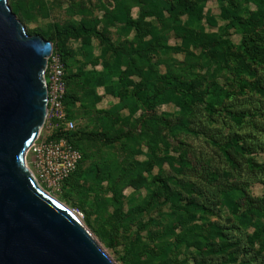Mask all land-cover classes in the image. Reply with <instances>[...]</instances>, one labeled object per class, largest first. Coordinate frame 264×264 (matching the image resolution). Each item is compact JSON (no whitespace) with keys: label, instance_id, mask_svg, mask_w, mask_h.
<instances>
[{"label":"trees","instance_id":"1","mask_svg":"<svg viewBox=\"0 0 264 264\" xmlns=\"http://www.w3.org/2000/svg\"><path fill=\"white\" fill-rule=\"evenodd\" d=\"M220 1L227 3L228 7L223 9V13L226 19H229V24L243 31L235 41H229L225 34L209 39L202 32H198L201 29L202 21L201 3L198 0H143L142 3L153 11L161 8L169 13L165 21L175 34L184 39L185 48L182 49L187 50L189 56L193 55L189 46L198 47L207 60L223 67L230 74H234L235 81L246 88L243 92L241 90L243 95L253 92L250 96L255 94L260 98L261 96L264 97L263 81L254 79L259 67L264 65V0H257L258 11H249L247 17L238 9L237 0ZM22 3L24 2L17 0L13 4V10L16 13L25 11V6ZM27 6L31 12L33 7L36 8V2L30 1ZM39 8L40 6L37 7V9ZM131 13V9L127 8L117 16V19L126 23L129 28H135L141 41L143 35L153 33L151 32V25L145 22L141 33L140 24L142 20L133 19ZM30 33L36 34V32ZM90 35H95L104 42L109 41L96 25L88 26L85 21L78 24L68 22L61 28L56 27L54 34H43L47 40L53 42L55 52L62 57L65 63L66 94L64 105L69 119L74 120L72 106L77 101L82 100L83 95H86L90 100L92 98L98 99L95 93V88L98 86H103L107 94L119 98L118 104L110 108L108 112L105 111L104 117H101L103 123L99 124V127H102L100 133L103 134H96V136L103 135L111 143L123 138L127 140L133 138L134 140L133 144L128 143L125 148L117 153L115 158L120 166L119 172L114 178H108L116 197L120 195L121 185L126 181H129V185L134 187L147 182L140 172L142 170L150 171L151 163L159 158L157 150L160 145V137H163L161 134L162 124L173 134L184 129L195 135L206 137L220 148L225 162L232 170L244 172L247 175L249 173L255 174L258 181L264 184V161H257L254 152L258 150L264 153V144L259 143L256 138L242 135L239 132H231L226 135L223 130L214 131L215 127L212 126L216 122H221L222 128H228V115L236 123L242 125L248 118L253 120L259 114L264 115L261 106L258 109L255 108V112H253L247 104L242 107L228 104L220 83H217L212 89L210 86L203 88L204 75L194 71L190 72L184 67L181 68L184 78H182V74L175 76L169 71L160 73L159 67L154 68V64L156 67L157 63H154L153 57L158 54V49L161 47L159 39L162 40V37L155 33H153L154 38L143 42V47L128 49V54L120 53L117 46L110 44L112 50L117 52L112 61L110 59L101 60L93 54H86V60L80 64H77L76 58L68 61V58L75 56L73 51L67 47L68 40L88 39ZM126 56L130 58V63L127 68H124ZM88 64L91 65V68L84 69ZM98 65H102V70H98ZM190 65L194 67L196 64L190 62ZM73 66L77 67L76 72L72 71ZM132 76H137L138 80L127 83ZM244 76L253 79L241 80ZM88 88L89 91L85 92ZM170 102H176L183 109L188 107L189 111H193L195 118L192 121L193 124H189L181 118L173 121L168 113L158 116L154 112L158 105ZM141 109L147 111L143 114L144 119L141 128L143 136L147 138L149 148V151L146 152L147 158L143 161H139L135 157L138 151L135 149L138 141L133 134L138 130L125 131L124 126L121 125L124 121L128 122L131 119L133 121V118L138 117L137 114ZM124 111H127V114ZM149 111H153L155 114L151 115ZM202 111L208 114L207 120H203L201 115L199 118L196 117V113ZM216 113L223 115L224 119H218ZM106 117L108 118L107 121ZM151 120L154 124L151 123ZM149 121L150 124H148ZM190 125H194V127L190 128ZM109 128L113 129L114 137H107L106 130ZM93 136V133L85 130L56 129L53 137L67 138L69 143L82 153V160L77 169L64 180L62 188L64 186L69 187V191L74 192L84 190V186L81 184L83 176L79 171L83 169V161L89 155L85 142L93 140ZM170 156L167 155V157ZM172 157V160H175V157ZM179 157L182 162L188 160V164L195 160L189 159L187 150L182 148L179 151ZM83 171L92 174L88 168ZM99 171L97 167L96 172ZM230 173L237 178L233 181L227 180L226 182L230 185L223 190L219 187L218 190H206L204 188L193 189L189 186L190 191L183 195V192L173 190L169 185H164L160 193L168 196L174 203H177L178 200L185 201L184 206L179 207L176 227L199 230L192 232L193 239L180 236L176 238L173 245L162 248L146 247L141 255L153 258L158 264H186L185 260L177 257L180 248L185 246L190 250L192 264H220L214 261L215 258L224 261L241 258L245 264H255L256 262L264 264V194L252 198L247 190L249 182H245L241 176L233 172ZM100 188L104 189V187ZM219 203L227 207L231 216L225 222L221 220L217 223L208 221L210 215H216ZM125 220L126 214L123 212V206L117 207L113 215L112 226L99 230L100 236L106 237L107 245L114 247L117 244ZM199 220L208 221V225L196 224ZM243 233L246 234V238H243Z\"/></svg>","mask_w":264,"mask_h":264},{"label":"rangeland","instance_id":"2","mask_svg":"<svg viewBox=\"0 0 264 264\" xmlns=\"http://www.w3.org/2000/svg\"><path fill=\"white\" fill-rule=\"evenodd\" d=\"M17 0H8L13 10V4ZM22 1L25 6V11L16 13L18 18L25 24L28 32H36L44 39V33L54 34L56 27H63L66 23L78 24L85 21L88 26L96 25L97 28L104 34L109 41L104 42L95 35H90L88 39H69L67 47L73 51L74 55L68 58H76L77 64L86 60V54H93L101 60H113L116 51L112 50L110 44L117 46L120 53L128 54V49L141 48L144 46L143 42L150 41L153 33L162 37L160 40L161 47L158 49L157 56L153 57L156 67H159V72L173 73L175 76L184 74L182 67L204 75L203 88L210 86L211 89L217 83L224 89L226 100L232 106L242 107L247 106L255 112L261 106L264 110V97L256 96L255 94H242L241 90L246 88L241 86V83L235 81L234 74H230L223 67L212 63L202 55V51L197 47L189 46L192 51V56H189L185 48L184 39L179 37L169 24L165 21L169 16L167 11L161 8L151 10L143 5V0H18ZM36 2V8H32L31 12L28 10L27 4L29 2ZM201 3L202 32L209 39L216 38L221 34L228 36V40H237L243 33L241 29L229 24V19H226L223 9L228 7L226 2L220 0H198ZM238 9L247 17L249 11H258L259 5L257 0H237ZM264 4V3H263ZM37 9V7H39ZM131 9V17L133 19H140V32L142 33L143 24L150 23L151 32L148 35H143V40L140 41L138 31L135 28H129L126 23L117 19V16L127 9ZM153 13V14H151ZM261 27V26H260ZM259 27V28H260ZM29 32V33H30ZM242 32V33H241ZM31 34V33H30ZM88 41V42H87ZM88 46V47H87ZM236 51V50H235ZM89 52V53H88ZM189 57V58H188ZM190 59L189 61H187ZM152 61V60H151ZM195 63L193 67L190 65ZM130 63V58L125 57L124 68H127ZM74 67V66H73ZM91 68L88 64L84 69ZM98 70H102V65L97 66ZM72 71L76 72L77 67ZM192 77V76H190ZM251 77H242L241 80L250 79ZM253 79V78H251ZM254 79H259L264 83V65L259 67L257 76ZM138 80L137 76H132L127 83H132ZM89 91V88L85 92ZM245 92V91H244ZM97 98H87L83 95V99L77 101L72 106V116L76 123L74 131L85 130L93 133V140L85 142L88 156L83 161L84 167L82 173L81 184L84 190L74 192L69 191V187H61L60 190L51 192L47 190L52 196L64 202L72 210L75 211L78 217L86 224V226L94 233V235L101 242L107 253L116 261L117 264H158L153 258L141 255L146 247H165L173 245L177 237L184 236L193 239L192 232L199 229L176 227L177 213L179 207H183L184 200H178L177 203L172 202L168 196L160 193L164 185H169L173 190L183 192V195L188 194L190 187L193 189L204 188L206 190H221L225 189L235 178L230 172L241 176L245 182L248 183L249 196L252 198L260 197L264 194V184L258 181L255 174L238 172L232 170L220 151V148L212 143L209 139L202 135H195L189 130H178L175 134L169 132L164 125H161L162 135L160 137V145L157 153L159 158L151 163L150 171L142 170L140 173L147 182L139 185H129V181L121 185L120 195L116 197L110 187L108 178H114L119 172V164L115 156L127 144H133L134 140L123 138L120 141L111 143L103 135L96 136L97 133L102 132V127H99L103 121L101 117L108 112L110 108L118 104L119 98L107 94L106 89L102 87L95 88ZM249 97V98H247ZM100 98V100H99ZM94 101V102H93ZM260 102V103H259ZM147 111L141 109L137 114L138 117L122 122L124 130L136 129L138 132L134 133L138 145L135 148L137 151L136 159L143 161L147 158L146 152L149 151L147 146V138L143 136L142 120L143 114ZM158 116L160 114L168 113L173 121L181 118L189 124L192 121L194 112L189 111L188 107L183 109L180 104L170 102L168 104L158 105L157 110L154 111ZM149 111V114H155ZM191 112V113H190ZM127 114V111H124ZM190 113V114H189ZM201 115L203 120L208 119V114L205 111L196 113V117ZM218 119H224L223 115H218ZM139 118V119H138ZM227 118V117H226ZM248 118L242 125L236 123L229 115L227 118L229 127L222 128L221 122H216L214 131L223 130L226 135L231 132H239L242 135H249L252 138L259 140V143L264 144V115H258L253 120ZM108 118L106 117V121ZM153 121L151 120V123ZM150 124V121L148 122ZM154 124V122H153ZM194 125H190L193 128ZM107 137H114L113 129L109 128ZM223 132V133H224ZM214 133V132H212ZM103 134V133H100ZM162 142V143H161ZM187 150L188 158L195 159L188 164V160L182 162L179 157L180 149ZM143 152V153H142ZM257 161H264L263 151H254ZM171 155L167 157V155ZM172 156L175 160H172ZM32 154L31 150L26 155V161L30 168ZM95 167V168H94ZM99 172H96V168ZM89 169L92 174L84 173L83 170ZM213 172V173H212ZM95 173V174H94ZM97 173V174H96ZM230 173V174H229ZM190 186V187H189ZM100 187H104L101 189ZM221 197V195H220ZM83 199H85L83 201ZM82 206V207H81ZM123 206V212L126 214L121 229V236L114 247L107 245L106 237L100 236L99 230L102 228H110L112 226L113 215L117 207ZM89 214V217L87 215ZM231 213L227 207L219 203L216 215H210L208 221L211 222H225ZM264 219V217H263ZM208 221L199 220L196 224L208 225ZM202 233V231L200 230ZM246 234L243 233V238ZM179 259L185 260L186 264H192L193 260L190 256V250L185 246L180 248L177 255ZM220 264H245L241 258L238 260H223L219 258L214 259ZM255 264H260L256 262Z\"/></svg>","mask_w":264,"mask_h":264},{"label":"water","instance_id":"3","mask_svg":"<svg viewBox=\"0 0 264 264\" xmlns=\"http://www.w3.org/2000/svg\"><path fill=\"white\" fill-rule=\"evenodd\" d=\"M53 48L0 0V264H117L26 161L45 122Z\"/></svg>","mask_w":264,"mask_h":264},{"label":"built area","instance_id":"4","mask_svg":"<svg viewBox=\"0 0 264 264\" xmlns=\"http://www.w3.org/2000/svg\"><path fill=\"white\" fill-rule=\"evenodd\" d=\"M65 73V63L53 48L44 70L47 86L45 122L38 138L29 148L32 154L30 169L39 184L51 192L61 189L64 180L77 169L82 160L80 150L69 143L67 138L53 137L57 128L64 130L76 128L75 121L68 118L64 105Z\"/></svg>","mask_w":264,"mask_h":264},{"label":"bare ground","instance_id":"5","mask_svg":"<svg viewBox=\"0 0 264 264\" xmlns=\"http://www.w3.org/2000/svg\"><path fill=\"white\" fill-rule=\"evenodd\" d=\"M81 220V219H80Z\"/></svg>","mask_w":264,"mask_h":264}]
</instances>
